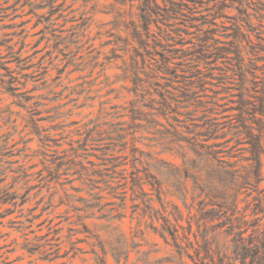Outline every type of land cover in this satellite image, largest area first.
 <instances>
[{"label": "rangeland", "instance_id": "374dc122", "mask_svg": "<svg viewBox=\"0 0 264 264\" xmlns=\"http://www.w3.org/2000/svg\"><path fill=\"white\" fill-rule=\"evenodd\" d=\"M141 2L0 0V56L15 78L7 91L9 72L0 69V264H206V250L217 261L231 245L224 218L209 212L211 187L193 144H215L220 160L248 165V145L232 149L226 128L218 139L204 135L208 122L237 113L242 88L250 100L263 92L264 0H157L139 39ZM181 2L184 17L173 11ZM237 23L244 83L232 55L196 59L205 32L208 45L228 47ZM135 48L143 54L137 84ZM161 54L173 74L153 66ZM244 190L238 209L249 214L246 202L264 197V182ZM49 232L63 256L52 262L25 247V238Z\"/></svg>", "mask_w": 264, "mask_h": 264}, {"label": "trees", "instance_id": "16d2710c", "mask_svg": "<svg viewBox=\"0 0 264 264\" xmlns=\"http://www.w3.org/2000/svg\"><path fill=\"white\" fill-rule=\"evenodd\" d=\"M121 4H124L125 0H115ZM158 6L157 0H142L140 4V18L142 22V26L135 27L134 32L135 36L139 39L141 38L138 28H141L145 33L150 32V25L154 22L152 18L155 14L154 8ZM174 13L176 16H185L181 8L184 6V3H173ZM244 14V12H243ZM236 37L230 42L228 47H212L209 44V41L212 40L210 36V32H205V34L200 39V44L198 45V49L196 51L197 56L196 59L201 58H209L214 56L217 59H229L234 57L233 59L237 62L238 70L241 72L240 78L244 82H246V64L244 62L243 56V45L242 41L239 40V36H242L240 33V24L237 23L235 26ZM247 42L254 48V44L250 38H247ZM2 45V44H0ZM212 47V52H209L208 48ZM12 53V52H11ZM143 54L138 50H133V57L131 63V73L133 76V83L137 84L139 68H138V58L143 59ZM209 55V56H208ZM160 59L151 58L153 60L155 68L158 70L164 71V74H173L170 72V62L169 59L164 57L162 54L159 55ZM11 57V56H10ZM5 57L0 56V69L6 70L9 72L7 75H2V77H7V80L4 82L7 88V91L14 92V82L15 78L13 76V72L9 71V68L6 67V63L8 60H5ZM144 61V60H143ZM252 75V74H251ZM254 76V75H253ZM240 88H242L240 86ZM250 95L246 94V90L243 88L239 92V99L237 101L235 111L237 112L234 115L229 116L226 124H220L217 122H208V127L205 131V139H218L217 133L222 129H227L228 133L232 136L231 140L234 142L235 146L231 148H236L238 145L246 144L247 148H244L243 151L248 153V157L242 158L243 161L248 162L247 166L240 165L237 167L236 163L232 162H224L220 160L218 154L223 151L215 149L218 146L213 145H204L200 144V141L195 140L193 147L195 148L194 153L196 155V160L199 162L203 161L205 163L204 167L206 169V177L207 184L210 188L207 196H210L212 199H219V202H214L212 199L210 200L209 205L211 213L217 212L218 215L223 217V222L219 227H226L224 233L227 237H231L229 240L231 245L223 246V254L218 255L217 261L214 260V256L210 253V250H206V257L210 262L206 264H264V222L260 224L264 219V197L257 196L253 197L252 204L250 202H246V206L253 205L251 212L249 214L246 213L247 208H245L241 213L238 209V205L240 202L246 201L239 200V196L246 191L244 189H253V191L257 192L258 185L261 182H264L263 176V161L262 157H264V121L261 117H264V85L263 92L259 98L256 100H250ZM166 106L164 105V108ZM261 116L258 118L257 116ZM237 148L236 150H239ZM234 151V150H233ZM235 155V154H233ZM234 157V156H231ZM193 166L196 167L195 163ZM146 183L151 185L156 192H160V184L156 180L155 176L150 173L145 174ZM133 185L136 188L142 190V185L144 182H141V178L133 177L132 179ZM146 195L145 193H143ZM251 193L246 195V198L249 197ZM13 199L16 196H12ZM145 203L150 207L151 200L145 199ZM88 209H93L95 204L88 203L86 206ZM214 207H217L215 210ZM204 209V208H203ZM240 213L241 215L236 216V214ZM259 214H262V217H258ZM210 215V214H209ZM26 222H30V219L35 216L29 211V213L24 216ZM24 229H28V227L24 226ZM52 233L49 232L46 236V239L35 236L34 239L29 240L25 238V247L27 251L31 254L40 253L44 256V260L47 262H52L58 259H61L63 256L60 255V248L58 245L55 246L54 250L52 238L50 235ZM171 235L174 240H178L177 229H174L171 232ZM48 247V248H47ZM179 248L180 254L182 252H186L187 249L182 247L181 245H177ZM196 256H200V251L195 249ZM117 263H119L120 258L116 259Z\"/></svg>", "mask_w": 264, "mask_h": 264}]
</instances>
